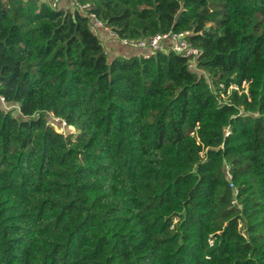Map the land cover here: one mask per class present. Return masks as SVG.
<instances>
[{
	"label": "trees",
	"instance_id": "1",
	"mask_svg": "<svg viewBox=\"0 0 264 264\" xmlns=\"http://www.w3.org/2000/svg\"><path fill=\"white\" fill-rule=\"evenodd\" d=\"M81 1L120 39L188 31L197 66L0 0V264H264V0Z\"/></svg>",
	"mask_w": 264,
	"mask_h": 264
},
{
	"label": "built area",
	"instance_id": "2",
	"mask_svg": "<svg viewBox=\"0 0 264 264\" xmlns=\"http://www.w3.org/2000/svg\"><path fill=\"white\" fill-rule=\"evenodd\" d=\"M47 1L49 2L50 6L54 9L60 7H66L69 5L72 9H75L79 13L87 16L91 21L92 28L96 32H99L100 30L106 31L108 33V36L111 38V40L114 41L116 40L119 42L121 46L131 51H136V54L143 58H147L150 56V54H154L157 51H163V52L172 51L186 58L188 60L189 66L192 69H195L197 66V59L200 55V51L199 49L192 46L188 42L187 36H189L190 34L188 31H184V32L170 31L166 33H156L155 35L141 39H120L112 30L105 27L104 24L96 18L94 13L89 11L91 8V4L89 2H83L81 0H47ZM247 86L248 84L244 81L242 82L240 87L235 84H231L226 87L224 84L220 83L218 84V88H213L212 86H210V88L212 89L219 103H226L227 96L234 91L238 92L239 94L243 92L248 94ZM0 108L6 111L13 109L17 110V106L8 103L5 100L4 96H2L1 94H0ZM48 116L53 119V122L60 130L66 131V129H68L65 120L55 117L52 113H48ZM228 134L229 131H226L225 135L227 136ZM225 175L227 180L230 182L231 175L229 173V168L227 166H225ZM230 187L233 190V194L235 196L237 192L231 182H230Z\"/></svg>",
	"mask_w": 264,
	"mask_h": 264
},
{
	"label": "rangeland",
	"instance_id": "3",
	"mask_svg": "<svg viewBox=\"0 0 264 264\" xmlns=\"http://www.w3.org/2000/svg\"><path fill=\"white\" fill-rule=\"evenodd\" d=\"M112 47H113V49H114V51H116V53H118V54H121V55H123V54H126V53H128V52H135L136 53V51H131V50H129V49H127V48H125V47H123V46H121L120 44H119V42H116V41H114V42H112ZM49 119H50V123L52 124V121H53V119L51 118V117H49ZM54 123V122H53ZM53 125V124H52ZM54 128H55V130L56 131H58L59 133L61 132H63L64 134L65 133H67V132H69V131H72L71 129H68V131H67V129H66V131H62V130H60L57 126H56V124L54 123Z\"/></svg>",
	"mask_w": 264,
	"mask_h": 264
},
{
	"label": "crops",
	"instance_id": "4",
	"mask_svg": "<svg viewBox=\"0 0 264 264\" xmlns=\"http://www.w3.org/2000/svg\"><path fill=\"white\" fill-rule=\"evenodd\" d=\"M104 40H105V47H106L107 51H109L110 54H113L114 53V49L112 47V42L111 43L108 42V40L106 38V35H105Z\"/></svg>",
	"mask_w": 264,
	"mask_h": 264
}]
</instances>
